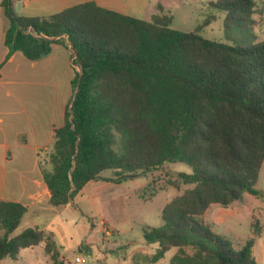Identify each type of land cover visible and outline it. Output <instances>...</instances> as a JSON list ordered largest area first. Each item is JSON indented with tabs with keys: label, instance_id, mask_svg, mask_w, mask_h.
<instances>
[{
	"label": "trees",
	"instance_id": "obj_1",
	"mask_svg": "<svg viewBox=\"0 0 264 264\" xmlns=\"http://www.w3.org/2000/svg\"><path fill=\"white\" fill-rule=\"evenodd\" d=\"M2 6L10 53L38 60L66 36L79 68L66 122L54 131L52 170L43 172L52 206L68 205L92 181L121 184L184 163L192 173L179 178L193 187L162 209L163 225L144 228L145 240L159 244L152 260L176 248L170 264H258L256 223L254 235L237 246L204 217L212 206L243 203L246 194L262 197L256 185L264 165V39L227 44L175 30L172 17L143 21L94 2L47 18L19 16L12 0ZM213 6L239 26L255 2ZM106 171L113 176L105 178ZM25 213L19 203L0 201V259L45 242L54 264H62L43 230L11 237Z\"/></svg>",
	"mask_w": 264,
	"mask_h": 264
},
{
	"label": "crops",
	"instance_id": "obj_2",
	"mask_svg": "<svg viewBox=\"0 0 264 264\" xmlns=\"http://www.w3.org/2000/svg\"><path fill=\"white\" fill-rule=\"evenodd\" d=\"M2 1L0 0V201L15 202L26 207L19 226L23 222L28 225L11 237L29 228H39L51 238L59 260L69 263L65 252L81 248L83 241L86 247L89 246L82 233L83 220L76 216L81 213L80 203L74 199L68 205L52 206L51 193L43 172L52 170L49 154L54 143V131L66 122V114L75 94L73 80L79 68L73 64L72 50L66 36L51 45L49 55L38 60H30L19 51L10 53V48L5 43L9 20ZM86 2H94L102 8L121 14H125L131 3L130 0H12V5L19 16L47 18ZM122 185L123 183L92 181L85 187L88 190L84 188L80 194L84 196V201L92 204L93 211L101 216L99 225L103 220L109 226L110 232L105 234L100 225L102 246L106 243L114 245L117 250L124 248L125 264H160L169 253H172V260L177 252L176 248H171L161 259L152 260L159 244L148 243L145 236L139 241L130 242V245H119L116 239L109 242L110 237L120 235L111 214L119 216L124 207L127 195L114 192ZM234 205L212 206L205 214V222L212 229L216 225L225 228L227 218H232L240 210L233 208ZM208 216L212 222L208 221ZM121 220L122 218H118L117 222ZM85 222L92 230L93 221L86 218ZM254 223L258 225L259 233L255 235L253 253L258 264H264V222L260 224L254 217ZM64 235L69 240L66 238L68 243L62 245ZM253 235L254 233L251 237ZM222 236L233 241L228 235ZM234 243L237 246L244 244L238 240ZM41 255L45 264H54L45 251L44 242L21 249L15 258L0 259V264H41L38 260ZM105 258L106 253L102 252L100 259Z\"/></svg>",
	"mask_w": 264,
	"mask_h": 264
},
{
	"label": "rangeland",
	"instance_id": "obj_3",
	"mask_svg": "<svg viewBox=\"0 0 264 264\" xmlns=\"http://www.w3.org/2000/svg\"><path fill=\"white\" fill-rule=\"evenodd\" d=\"M130 1L128 9L124 12L126 15L143 21H150L155 15L172 17L171 28L178 31H198L199 34L208 39L241 46L249 44L250 41L264 39V0H254L255 8L250 14V21L248 20L245 25L239 26L228 25L226 22L227 14L214 8L213 4L220 0ZM180 173L190 174L192 173V168L184 163H167L159 168L139 173L135 178L124 181L122 186L115 189L114 192L123 193L127 195V198L119 216H112L111 214V218H115L114 221L117 223V230L120 231V235L118 237H110L109 242L112 243L116 239L119 245H130V242L139 241L143 238L145 225L150 227L163 225L161 218L162 209L172 200L182 196L193 187L192 185L184 184L180 180ZM112 174L111 171H106L103 176L109 178L113 176ZM256 188L260 192H264V165L261 168ZM263 192L261 198L246 194L243 203H236L233 206V208H239L240 210L232 218H227L225 228L224 226L216 225L213 227L214 232L219 235H228L234 242L238 240L244 243L248 240L255 230L253 225L254 217L259 220L260 224L264 222ZM80 194L74 198L80 203L79 207L81 209L80 215L76 216L83 220L82 233L90 247H86L83 241L81 248L64 253L69 259V263L62 260L60 262L62 264H79L76 261L78 256L85 260L84 264H125L126 260L123 258L124 248L117 250L114 245L106 243L102 246L100 240L102 233L99 225L101 216L93 211L92 204L84 201V196ZM86 218L93 221L94 227L92 230L85 222ZM118 218H122V220L117 222ZM208 221L212 222L210 216H208ZM27 225L26 222H23L13 235L25 229ZM66 238L69 240L64 235L62 245L68 243ZM102 252L106 253L105 260L100 259ZM171 257L172 253H169L161 260L160 264H170ZM38 260L41 264H45L43 255L39 256Z\"/></svg>",
	"mask_w": 264,
	"mask_h": 264
},
{
	"label": "built area",
	"instance_id": "obj_4",
	"mask_svg": "<svg viewBox=\"0 0 264 264\" xmlns=\"http://www.w3.org/2000/svg\"><path fill=\"white\" fill-rule=\"evenodd\" d=\"M25 32L28 33V34L29 33H32L31 28L27 29ZM100 225H101V227H102V229H103V231H104L105 234H107L108 232H110L109 226L106 224L105 221L102 220L100 222ZM76 261L79 264H84L85 263V260L83 258H81V257H77L76 258Z\"/></svg>",
	"mask_w": 264,
	"mask_h": 264
}]
</instances>
